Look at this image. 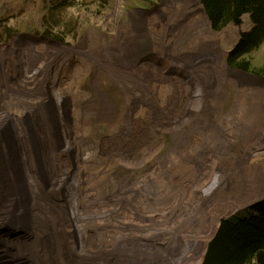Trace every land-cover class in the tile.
Wrapping results in <instances>:
<instances>
[{
	"label": "rangeland",
	"instance_id": "obj_1",
	"mask_svg": "<svg viewBox=\"0 0 264 264\" xmlns=\"http://www.w3.org/2000/svg\"><path fill=\"white\" fill-rule=\"evenodd\" d=\"M200 3L0 0V264L203 263L212 200L249 166L264 183V152L247 150L264 141V45L252 71L232 67L251 18L218 32L205 12L197 38ZM184 152L193 175L172 182Z\"/></svg>",
	"mask_w": 264,
	"mask_h": 264
},
{
	"label": "trees",
	"instance_id": "obj_2",
	"mask_svg": "<svg viewBox=\"0 0 264 264\" xmlns=\"http://www.w3.org/2000/svg\"><path fill=\"white\" fill-rule=\"evenodd\" d=\"M200 1L214 31L230 25L241 26L242 18L250 16L253 28L241 34L228 61L234 68L252 71L249 58L264 45V0ZM259 73L264 74V70ZM203 264H264V201L243 214L222 221Z\"/></svg>",
	"mask_w": 264,
	"mask_h": 264
},
{
	"label": "bare ground",
	"instance_id": "obj_3",
	"mask_svg": "<svg viewBox=\"0 0 264 264\" xmlns=\"http://www.w3.org/2000/svg\"><path fill=\"white\" fill-rule=\"evenodd\" d=\"M199 2H200V0H199ZM201 4V3H200ZM200 6H202V4L200 5ZM202 8H203V6H202ZM203 10H204V8H203ZM204 17H205V22H206V24H205V26H206V28L205 29H203V30H201V31H199V32H197L196 34H195V36L197 37V38H201V37H205V38H207V34H206V32H205V30H207L208 29V32H212V30H211V28H210V24H209V19L207 20V17H206V15H205V12H204ZM239 40H240V38H239ZM238 40V41H239ZM237 41V42H238ZM237 42H235V45H236V43ZM234 45V46H235ZM233 46V47H234ZM230 49L231 48H227V49H225V50H222V52H221V58L225 61L226 60V58L228 57V53H230L231 51H230ZM233 49V48H232ZM231 49V50H232ZM230 51V52H229ZM163 105V106H162ZM161 106L163 107V108H165V109H167V110H169L170 108H173L174 106H173V104H171L170 102H169V99H167V98H164V99H162V101H161ZM215 106V105H214ZM264 106V105H263ZM251 108V107H250ZM248 110H250L249 108L247 109H245V113L248 111ZM108 121V120H107ZM259 122H261V120H258V123ZM264 122V121H263ZM252 127H253V125H251ZM252 129H250V131H251ZM259 133H262V137H264V126L262 127V128H260V131H259ZM249 134H250V132H248V131H246L243 135L244 136H249ZM129 136V135H128ZM8 140V139H7ZM6 140V141H7ZM262 140V139H261ZM125 142V141H124ZM126 143V142H125ZM249 146L247 147L248 149V151H252L253 150V148L254 147H256V149H257V151L258 152H261V151H263L264 152V141H256L255 139H253V140H251V142H249ZM126 145V144H125ZM120 146V145H119ZM133 147V146H132ZM136 147V149L138 148V146H135ZM153 147H155V145H153ZM131 149V148H130ZM141 149H142V147H141ZM142 154H141V158H148V153H144V151H142L141 152ZM186 154V155H185ZM3 157V156H2ZM14 156L12 155V158H13ZM176 156L174 155V158H173V162H174V166L173 167H170V168H168V170H171L172 172H173V175H172V177L170 176V178H171V181L173 182L174 180H175V176H177L178 178H180L181 180L183 179H185V180H188V179H190L191 178V176L193 175V169L190 167L191 165H190V163H189V161H188V156H187V153H185L184 152V154L182 155V160L181 161H178V159L177 158H175ZM254 166H249L248 167V169H247V172H246V174H245V176L243 177V179L241 180V183L242 184H244V186H245V188H241V189H238L237 191H236V189H235V192H233V193H231V194H229V195H227V196H225L226 198H227V201H224L223 200V198H216V199H214V200H212V203H211V205L209 206L210 207V209L214 206V208H212L211 210H213V211H210V209L207 211V215H209V222H210V224H211V228L212 229H214L213 230V232H212V235L215 233V235H216V233L217 232H214L215 230L216 231H218L217 230V228H219V225H220V223H221V221L223 220L222 218L223 217H226V215H228L232 210H234L235 208H237V206H243L244 204H248L251 200H252V196H255V195H259V196H261L262 195V193H264V183H259V181L257 182V180H255L254 179V176H253V173L251 172V168H253ZM128 170H129V168L128 167H126ZM125 167H123V170H127ZM261 170L260 171H264V167L263 168H260ZM43 171V170H42ZM262 171V173H264ZM259 172V171H258ZM262 175V174H261ZM19 176H21V174H19ZM259 176V175H258ZM176 177V178H177ZM245 178H252V180H250V181H246L245 180ZM11 180V179H10ZM9 180V181H10ZM163 181H165V180H163ZM163 181H161L160 182V180H159V193H161V194H165L166 192H167V190H166V187H167V184L166 183H164ZM170 181V182H171ZM238 182V181H237ZM240 182V181H239ZM19 183H21V185L23 186V188L25 189V187H26V185H27V183H25V181H24V179H23V177H21V179H19ZM4 186H5V188H4ZM170 186H171V184H170ZM204 186V185H203ZM237 186V185H236ZM201 187V186H200ZM218 185H217V181H215V182H212L211 183V185H210V187H209V191H208V194H210V193H212L213 191H216V190H218ZM238 188V187H237ZM2 189H4V195L5 196H10L9 195V193L6 191V189L7 190H9V188H8V185H5V184H3V188ZM0 191H1V187H0ZM18 192V191H17ZM14 193V192H13ZM239 194H241L240 196H242V195H244V197H243V201L242 200H240V201H242V203H239V200L238 199H240V198H238L239 197ZM5 196H4V201H2L3 200V198H1V196H0V200L2 201L1 203H2V206H0V207H3L4 208V206H5ZM259 196H257L258 198H259ZM6 200H10V198H6ZM1 203H0V205H1ZM8 206V205H7ZM6 206V209L5 210H3V213H5V215L6 216H10V211H9V207H7ZM29 206H30V203H29ZM13 208V207H12ZM2 209V208H1ZM31 209V208H30ZM29 209V210H30ZM27 210V209H26ZM31 211V210H30ZM25 212V211H24ZM12 215V214H11ZM7 219H5V221H6ZM15 221V220H14ZM211 235V236H212ZM214 235V236H215ZM212 238V237H211ZM208 243H209V241L208 240H204V250H203V252H202V258L201 259H203L204 260V258H205V255H206V252L205 251H207V249L206 248H208ZM190 260H191V258H190ZM192 264H201L200 262H192Z\"/></svg>",
	"mask_w": 264,
	"mask_h": 264
},
{
	"label": "water",
	"instance_id": "obj_4",
	"mask_svg": "<svg viewBox=\"0 0 264 264\" xmlns=\"http://www.w3.org/2000/svg\"><path fill=\"white\" fill-rule=\"evenodd\" d=\"M200 2H201V1H200ZM201 4H202V3H201ZM202 6H203V5H202ZM204 12H206L205 9H204ZM235 46H236V45H235ZM235 46L233 47V49L235 48ZM233 49H232V50H233ZM232 50H231V51H232ZM203 261H204V260H203Z\"/></svg>",
	"mask_w": 264,
	"mask_h": 264
}]
</instances>
